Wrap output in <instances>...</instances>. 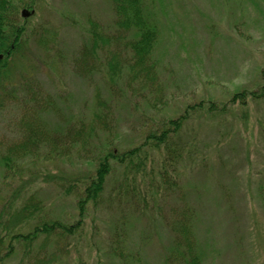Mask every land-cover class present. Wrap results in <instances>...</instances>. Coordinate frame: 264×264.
I'll list each match as a JSON object with an SVG mask.
<instances>
[{
    "label": "rangeland",
    "instance_id": "1",
    "mask_svg": "<svg viewBox=\"0 0 264 264\" xmlns=\"http://www.w3.org/2000/svg\"><path fill=\"white\" fill-rule=\"evenodd\" d=\"M148 3L162 28L156 89L130 86L124 76L111 85L102 59L87 71L78 66L92 21L104 27L106 31L98 26L109 38L120 37L113 31L110 0H36L34 10L26 8L33 11L26 19L19 13L26 30L24 48L15 60L14 84L1 88L8 95L0 107V153L9 152L14 158L22 153L20 146L32 127L51 132L48 140L58 128L64 132L70 126L80 128L82 120L91 123L97 93L111 101L113 112L109 123L103 120L84 143L77 137L79 142L74 144L65 138L57 146L44 145L26 156L28 165L14 167L8 177L0 158L2 201L23 183L21 199L33 193L51 218L74 222L79 217L77 195L65 193L59 182L64 175L77 177L91 168L88 160L105 148V142L131 149L189 104L210 100L222 105L233 93L261 84L264 0ZM108 47L111 55L123 59L126 46ZM46 104L48 108L39 111ZM176 139L184 149L176 165L179 185H163L156 177L152 184L145 183V192L159 190L154 202L164 214L177 205L192 210L204 264H264V98L245 105L228 103L223 110L199 109ZM162 156L154 151L148 170L154 167L157 172ZM120 174V170L113 172L101 199L87 206L77 234L50 239L40 249L43 239L33 244L32 252L39 249L51 264H119L109 248L118 228L117 237L126 241L129 252L144 254L141 264H167L171 251L175 261L180 259L183 245L179 240L180 248L175 245L173 231L158 216V208L156 213H132L124 192L120 198H106ZM18 247L5 264L38 260Z\"/></svg>",
    "mask_w": 264,
    "mask_h": 264
},
{
    "label": "trees",
    "instance_id": "2",
    "mask_svg": "<svg viewBox=\"0 0 264 264\" xmlns=\"http://www.w3.org/2000/svg\"><path fill=\"white\" fill-rule=\"evenodd\" d=\"M35 2L36 0H0V54L2 53L0 59V107L4 106L8 95L6 90L5 92L2 90L8 85L14 84L13 79H16L15 73H13L16 65L15 60L18 58V52L24 48L22 40L26 30L20 15L23 19L26 17L22 15V8H32ZM110 2L114 11L113 31H117L120 37L109 38L107 32L102 33L98 28L101 25L92 21L89 28L90 39L80 49L79 58H77L78 66L87 71L90 67L94 68L95 63L102 59L103 67L106 68V77L111 85L124 76L123 78L130 86L138 84L141 88L156 89L161 68L157 51L162 39L158 14L151 8L148 0H110ZM101 28L105 30L104 27ZM108 46H126L122 49L123 59H120L117 54L111 55ZM261 79V84L256 89L239 90L222 105H216L217 102L210 100L189 104L183 113L164 120L155 130L147 132L145 139L131 149L122 150L110 141L105 142V148L88 160L91 168L81 172L77 177L74 176L76 174L64 175L59 182L65 193L77 195L76 204L79 217L74 222L67 223L61 219L51 218L44 212L43 201L32 195L33 193L21 199L23 183L20 184L18 190L3 201L0 197V264H5L11 254L20 249L19 244L23 247V252L25 254L27 252V256L30 257L33 253L38 258L34 264H51V259L48 256L44 257L39 249L32 252L34 251L33 244L45 239V243L39 247L42 249L50 239L64 240V238L77 234L84 224V216L88 211L87 206L90 203L95 205L101 199L109 176L116 170L121 171L120 177L106 198L117 199L122 197L124 192L126 200L132 203V213L137 211L140 214L147 211L155 212L158 208L160 210L158 216L171 227L175 245L179 248L181 241L183 245L181 258L175 261V254L171 251L167 264H204V252L200 251L199 244H196L197 238L193 223L195 214L191 212V209L182 208L180 205L172 207L169 214L162 213L161 207H158V204L154 202L160 194L159 190H152L149 194L145 192V183L152 184L156 181V177H159L163 185L178 186L179 172L176 165H178L177 159L182 156L184 149L176 138L179 137L190 116L199 109L223 110L228 103L229 105L237 103L245 105L250 100L264 98V67L261 70ZM93 101L95 113L94 121L91 123L82 120L80 128L76 129V126H70L64 132L58 128L48 140L46 139L51 132L47 133L41 128L32 127L20 146L23 148L22 153L15 158L9 152L0 153L5 175L7 174L8 177L14 167L23 169L28 165L26 156L28 157L31 153L39 150L40 147L44 145L57 146V142L59 143L65 138H70L71 144H74L79 142L77 140L79 137L80 142L84 143L90 131L103 125V120L105 123H109L113 112L111 101L100 93L95 95ZM46 106L47 104L39 108V111L43 112ZM154 151L163 154L161 166L157 172H154V167L148 170L149 161L151 163L154 161L151 158ZM151 165L153 166V164ZM81 183L82 186L79 187ZM117 236H119L118 228L113 232L112 244L109 248H111V253L118 258L119 264H141L144 254L141 256L140 252L138 254L129 252L126 241ZM40 238L42 239L39 240ZM59 239L58 241H60ZM177 240H179V244ZM49 257L53 259L54 255H49Z\"/></svg>",
    "mask_w": 264,
    "mask_h": 264
},
{
    "label": "water",
    "instance_id": "3",
    "mask_svg": "<svg viewBox=\"0 0 264 264\" xmlns=\"http://www.w3.org/2000/svg\"><path fill=\"white\" fill-rule=\"evenodd\" d=\"M31 13H33V11H29V9L23 8V10H22V15L24 17H28L29 15H31ZM1 57H2V53L0 54V59H1Z\"/></svg>",
    "mask_w": 264,
    "mask_h": 264
}]
</instances>
